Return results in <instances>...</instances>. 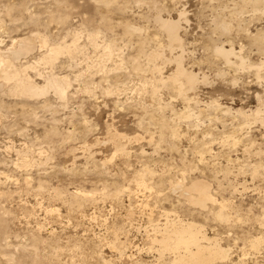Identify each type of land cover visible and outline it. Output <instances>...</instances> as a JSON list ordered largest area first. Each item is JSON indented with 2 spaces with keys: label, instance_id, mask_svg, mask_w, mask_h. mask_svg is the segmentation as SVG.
Masks as SVG:
<instances>
[{
  "label": "rangeland",
  "instance_id": "rangeland-1",
  "mask_svg": "<svg viewBox=\"0 0 264 264\" xmlns=\"http://www.w3.org/2000/svg\"><path fill=\"white\" fill-rule=\"evenodd\" d=\"M158 17L180 20L179 44ZM95 30L115 55L106 71L61 56L65 99L0 89V264H173L153 238L174 217L227 249L201 264H264V0H0V48L37 35L69 43L78 31L96 59ZM176 55L198 75L194 88L168 78ZM195 180L215 201L186 198Z\"/></svg>",
  "mask_w": 264,
  "mask_h": 264
},
{
  "label": "bare ground",
  "instance_id": "bare-ground-1",
  "mask_svg": "<svg viewBox=\"0 0 264 264\" xmlns=\"http://www.w3.org/2000/svg\"><path fill=\"white\" fill-rule=\"evenodd\" d=\"M158 21L162 29L166 30L168 33L170 46L173 47V44H176L175 42L179 44L181 42L179 35V29L181 27L180 20L163 19L162 17H158ZM80 37L81 32L74 31L73 40L69 43L67 41L51 43L47 36L44 35H37L35 38L34 36L13 38V43L10 47L5 49L0 48V89L10 95L26 98L43 97L50 93H54L62 100L65 99L72 82L71 77L68 74H58L54 70L57 60L61 56L68 57L72 62H78L81 58H84L88 69L106 71L107 61L112 59L115 55L116 48L113 42L102 40L101 43V31L95 30L87 33L88 43L97 52L99 49H102V52H100L101 54L96 59L86 54L85 46L87 44L82 45L79 41ZM37 44L40 45V49H44H42L44 52L40 54V56L36 57L31 62H27V64H16V62L22 57L32 53ZM215 52L218 55L223 56L229 64H237L239 67H245L247 65L245 57L240 55L241 53L238 54L234 47L227 49L224 46H217ZM152 56L157 58L160 56V53L155 52ZM231 56H236L239 61H232ZM175 60L177 68L168 78L172 79L179 86L178 88H180V91H183L184 89V78H187L188 83L191 84V88H194L198 82V75L183 67L181 55H176ZM41 66L44 67L43 71H41ZM29 69L36 70L38 76L42 78L43 82H37L30 74ZM78 76L80 75L78 74ZM78 76L76 78H78ZM154 82L151 85L154 92H156L157 84ZM253 114L254 116L256 115L257 118H262L261 110H257L256 112H253ZM187 115L191 116V113H188ZM114 136L117 137L118 134ZM123 147L125 148V146ZM144 174L146 173H139L137 180L139 186H146ZM184 187L181 188L187 196L186 198L191 203L205 206L209 201H215L207 183H197L195 180V183L191 186ZM225 207L226 204L221 203L220 210L218 211L220 217H225ZM157 232L160 233V236L158 237L156 235L153 240L154 242H158L162 254L166 251L173 253V264H179L180 262L185 264H201L208 262L211 259H223L228 256L227 249L223 248L216 240L207 236V234L204 233L202 226L194 221H185L175 217L172 219L168 218L163 226L157 228ZM251 242L253 247H258L259 244H261V239L257 238L253 241L251 240Z\"/></svg>",
  "mask_w": 264,
  "mask_h": 264
}]
</instances>
